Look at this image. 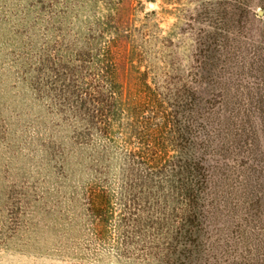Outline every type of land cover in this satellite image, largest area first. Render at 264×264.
I'll return each mask as SVG.
<instances>
[{
	"label": "rangeland",
	"instance_id": "rangeland-1",
	"mask_svg": "<svg viewBox=\"0 0 264 264\" xmlns=\"http://www.w3.org/2000/svg\"><path fill=\"white\" fill-rule=\"evenodd\" d=\"M261 11L264 0H0V264H264L260 117L251 145L228 152L236 168L214 172L215 204L190 236L182 205L145 201L158 188L132 170L144 145L128 110L150 93L169 112L187 94L218 107L226 86L228 109L257 112L264 68L239 53ZM112 90L104 133L83 113Z\"/></svg>",
	"mask_w": 264,
	"mask_h": 264
},
{
	"label": "trees",
	"instance_id": "trees-1",
	"mask_svg": "<svg viewBox=\"0 0 264 264\" xmlns=\"http://www.w3.org/2000/svg\"><path fill=\"white\" fill-rule=\"evenodd\" d=\"M239 54L242 56L245 54L246 58L251 55L253 64L258 63L264 68V17L249 39L240 41ZM109 55L111 54H108L106 71L112 78L115 76L114 62L109 59ZM241 61L243 64L246 62V60ZM107 78L110 79L109 76ZM114 80V78L110 80L111 86ZM258 86L257 104L260 108L257 112L250 109H228L230 97L226 92V86L215 99V102L220 104L218 107L214 106L215 103L207 102L206 108L197 97L187 94L183 96L182 103L178 101L172 104V112H169L165 107V100L159 99L152 93L141 102H136L131 108L129 106L128 110L133 118L130 135L144 145L130 153L132 170L145 172L141 177L145 183L156 181L157 192L154 190L145 196L148 198L145 201L150 203V207L157 211L163 202H169L177 210V207L182 205L181 218L186 226L184 229L181 227V233L190 236L199 235L200 227L208 218L209 208L214 206L216 200L212 182L214 172H227L235 167L232 161L234 158L228 155L233 147L236 148L240 142H248L251 145L249 135L247 137L245 132L247 124L254 116L260 117L264 131V107L261 108V105H264L263 79ZM91 95L90 101L95 107L83 114L90 121L92 128L107 133L114 91L110 92L109 98H105L104 103H101V95L98 93ZM101 104L105 106L103 108L96 106ZM148 111L152 114L148 115ZM159 116L162 122L154 124ZM180 117L184 118L183 123L179 120ZM169 129L174 138L172 142L164 135L168 134ZM161 135L162 138L159 137ZM171 150L175 151V154L171 155ZM163 184L168 185V194L161 192L160 187ZM108 202L109 198L105 191L94 194L93 213L100 218L106 217L107 214L104 212ZM134 203H136L135 199ZM175 217L178 218V212ZM168 218L171 217L165 215V218L162 216L161 219L168 221Z\"/></svg>",
	"mask_w": 264,
	"mask_h": 264
},
{
	"label": "water",
	"instance_id": "water-1",
	"mask_svg": "<svg viewBox=\"0 0 264 264\" xmlns=\"http://www.w3.org/2000/svg\"><path fill=\"white\" fill-rule=\"evenodd\" d=\"M264 13V11H261V14H263Z\"/></svg>",
	"mask_w": 264,
	"mask_h": 264
}]
</instances>
